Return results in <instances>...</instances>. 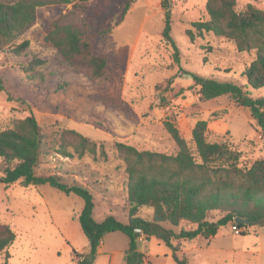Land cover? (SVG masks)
Wrapping results in <instances>:
<instances>
[{"label":"rangeland","instance_id":"rangeland-1","mask_svg":"<svg viewBox=\"0 0 264 264\" xmlns=\"http://www.w3.org/2000/svg\"><path fill=\"white\" fill-rule=\"evenodd\" d=\"M128 1L78 3L87 15L86 39L95 53L107 57L106 74L100 79L88 78L45 41L51 22L71 10L72 4L39 8L36 23L16 40H29V47L21 54L0 51V131L34 115L48 146L36 172L58 174L87 186L98 221L106 214L128 221V173L116 143L175 153L178 146L165 128L166 120L175 122L194 154L192 128L198 119H206L208 140L243 151L241 166L264 158V132L250 110L227 95L202 101L200 87L187 75L200 73L246 86L242 72L255 58V50L240 52L234 40L212 32L191 42L185 31L194 29L193 21L208 17L207 0H170L171 35L181 50L176 63L173 48L162 34L163 0H136L122 18ZM248 3L264 7V0H237V9ZM34 56L43 61L29 69ZM246 89L253 97L264 96V87ZM71 129L94 142L95 151H77L73 140L64 139L65 131ZM63 147L70 155L62 153ZM83 207L81 196L67 195L48 184L25 187L0 181V223L10 225L17 234L14 243L0 251V264H78L74 250L90 251L78 220ZM212 214L218 218L216 212ZM139 215L151 218L153 209L141 207ZM146 246L150 262L143 264H178ZM178 253L192 264H264V224L246 225L237 233L230 222L209 240L198 236L183 241ZM109 261L104 254L92 263ZM112 264L126 263L119 256Z\"/></svg>","mask_w":264,"mask_h":264},{"label":"trees","instance_id":"trees-1","mask_svg":"<svg viewBox=\"0 0 264 264\" xmlns=\"http://www.w3.org/2000/svg\"><path fill=\"white\" fill-rule=\"evenodd\" d=\"M84 0H15L0 2V51L21 54L29 47V40H16L31 28L38 19L41 7L69 5L72 9L51 22V30L45 41L54 45L64 59L74 68L85 71L88 78L97 80L106 74L107 57L94 52L86 39L87 15L78 9ZM136 0H129L122 12L124 18ZM166 24L163 37L173 48L176 63L181 50L172 37L170 0H163ZM208 17L193 21L185 33L193 42L204 32L232 39L240 52L255 50L256 56L242 72L247 84L220 80L200 73H190L200 87V99L208 101L229 96L237 105L250 110L256 125L264 132V96L253 97L246 87H264V9L248 3L237 9V0H207ZM33 57L29 69L42 63ZM208 120L198 119L192 128V139L197 153L191 150L186 138L175 122L166 120L165 128L176 142L175 153L139 150L126 142L116 147L126 161L128 173L127 197L128 221L113 214L102 220L95 218L94 196L90 189L77 180L67 181L58 174H38L36 166L47 142L34 115L18 119L14 127L0 131V181L6 185L19 182L22 186L48 184L67 195L84 199V207L78 215L81 228L90 244L88 254L74 250L78 264H92L104 237L120 231L129 237L126 264H143L144 254L138 250L140 237L162 240L171 250L178 264H192L179 256L182 242L198 236L215 237L222 226L235 218L264 222V158L254 160L249 166H241L243 151L226 142H211L207 138ZM72 145L84 154L95 151L96 144L78 131H65ZM65 146V145H64ZM62 153L70 155L66 148ZM153 209L151 218L139 215L141 207ZM216 212L215 219L212 213ZM264 224V223H263ZM139 232V236H137ZM17 234L6 223H0V251L16 240Z\"/></svg>","mask_w":264,"mask_h":264},{"label":"crops","instance_id":"crops-1","mask_svg":"<svg viewBox=\"0 0 264 264\" xmlns=\"http://www.w3.org/2000/svg\"><path fill=\"white\" fill-rule=\"evenodd\" d=\"M158 1L162 2V0H158ZM258 4L256 3L258 7L264 9V7H261L263 3H258ZM208 127H209V124H208ZM124 222H127V221H124ZM121 233L122 232L120 231H114V232L108 233L102 240L100 246L98 247L97 254L94 259H96V257H98L99 255L105 254V255L110 256V261H109L110 264H112L116 260V258H118L119 256L120 258H122L123 262L126 263L125 257H126V250L129 247V237L126 234L124 233L121 234ZM124 235L127 238H124ZM143 244H144V247H142ZM147 244L151 245L152 249L153 247L156 248L157 252L164 254L166 258H168L169 256L173 258L172 250L162 240L155 238V237H152L150 240H145L143 237H140L138 241V250L140 251V253L144 254V258H143L144 263L150 262V259H149L150 251H149V248H147L146 246ZM82 253L88 254L89 252L87 253L82 252ZM92 264H94V262Z\"/></svg>","mask_w":264,"mask_h":264},{"label":"water","instance_id":"water-1","mask_svg":"<svg viewBox=\"0 0 264 264\" xmlns=\"http://www.w3.org/2000/svg\"><path fill=\"white\" fill-rule=\"evenodd\" d=\"M187 75L192 77L191 74H187ZM235 222L238 223V224H246V225L256 224V223H259V224H263L264 223V222H257L255 220H249V219L243 218L241 216L236 217L235 218ZM137 236H139V232H137Z\"/></svg>","mask_w":264,"mask_h":264},{"label":"built area","instance_id":"built-area-1","mask_svg":"<svg viewBox=\"0 0 264 264\" xmlns=\"http://www.w3.org/2000/svg\"><path fill=\"white\" fill-rule=\"evenodd\" d=\"M178 1H180V0H178ZM233 228H234V230H235L237 233H240V232L242 231V227H238V226H236V225H233Z\"/></svg>","mask_w":264,"mask_h":264}]
</instances>
